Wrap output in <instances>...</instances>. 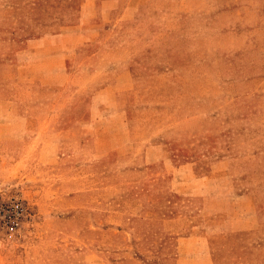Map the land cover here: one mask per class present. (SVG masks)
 I'll return each instance as SVG.
<instances>
[{
	"label": "rangeland",
	"instance_id": "rangeland-1",
	"mask_svg": "<svg viewBox=\"0 0 264 264\" xmlns=\"http://www.w3.org/2000/svg\"><path fill=\"white\" fill-rule=\"evenodd\" d=\"M145 2L148 4L141 13L145 20L131 26L139 30L142 24H148L150 37L141 42V37L130 36L129 25H122L120 32L124 35L120 38L103 36L97 40L107 44L119 39L127 46L132 44V51L126 46L119 52L105 53L108 60L132 54L143 62L136 64L133 86L120 93L117 100L129 109L131 117L112 118L111 114L102 120L101 111L93 107V117L101 120L96 126L107 133H117L118 141L123 138L119 130L122 131L125 142L131 141L132 147L126 157L113 154L116 162L107 171V178L111 173L115 177L107 180L103 190L92 188L95 192L81 193L77 198L88 206L92 213L89 219H97L100 208V216L104 213L102 219L107 224L164 215L196 221L205 226L214 264H242L235 257L241 258L243 253L248 256L245 264H264V0ZM83 3L84 0H0V200L22 198L29 212L16 236L6 238L0 232V264H63L53 259L56 252L50 251L54 250L49 242L51 232L39 228L34 201L39 192L51 189L73 171L59 153L64 148H56L55 144L87 136L80 129L59 131L60 124H50L48 117L18 116L11 99L18 93L33 91L18 85L17 71L4 64L31 61L34 40L78 26ZM89 13L88 10L86 14ZM97 41L84 56L87 64L96 60L90 53L97 49ZM166 48L193 58L211 51L213 64H164ZM23 49L25 53L18 56ZM83 71L77 72L66 86L42 85L39 98L86 89ZM59 103L39 102V112ZM50 126L58 130L51 131ZM207 139L212 141V153L200 158L193 182L185 186L198 192L177 194L166 190L145 201L138 214L130 213L135 203L130 205L126 188L131 180L144 176L140 156L145 145L164 144L163 149L170 146L175 154L188 157L193 156L194 144ZM162 152L156 148L150 156L157 157ZM160 170L155 164L154 176ZM76 199L69 201L63 215H80L76 207L70 206H76ZM255 224H259L257 229L249 232ZM133 231L141 238L133 249L144 255L146 232L140 227ZM126 237L124 231L108 229L109 253H115L114 248L128 251Z\"/></svg>",
	"mask_w": 264,
	"mask_h": 264
},
{
	"label": "crops",
	"instance_id": "crops-1",
	"mask_svg": "<svg viewBox=\"0 0 264 264\" xmlns=\"http://www.w3.org/2000/svg\"><path fill=\"white\" fill-rule=\"evenodd\" d=\"M145 1L84 0L78 26H68L60 32L46 34L34 40L35 46L30 49L31 61L19 60L15 64H4L17 71L15 77L18 79V85L29 87L30 91H33L27 94L18 93L11 99V105L18 116L48 117L50 124H60L59 131L80 129L79 132L87 136L81 140H64L55 144L56 148H64V151L59 153L65 156L73 171L70 176L61 178V181L51 189L39 192L34 201L39 228L51 232L49 242L53 243L54 250L51 248L50 251L56 252L53 259L63 264H214L209 247L210 238L205 236L206 232L203 229L205 226L196 221H182L178 217L164 215L146 217L139 222L107 224L102 219L104 213L100 216V208L97 219H89L92 213L87 210L88 206H84V200L77 198L81 193L95 192L92 188H97V192L103 190L102 188L107 186V180L115 177L111 173L107 178V171H111L115 166L116 159L113 154L126 157L132 147L131 141L125 142L126 138L124 139L122 131L119 130L123 138L118 141L117 133H107L105 128L96 126V122L101 120L93 117V107L101 111L102 120H106L109 115L111 117V114L112 118L114 115L131 117L129 109L120 106L117 100L120 93L128 91L133 86L136 64L143 62L134 58L132 54L108 60L105 53L119 52L120 48L127 45L118 41L119 39L111 43L109 41L107 44L97 40L103 36L120 38L124 35L120 32L122 25H129L130 36L141 37V42L144 41L143 38L150 37L152 33L148 24H142V29L139 30L131 26L137 20L140 22L145 20L141 14L148 4ZM88 10L90 13L86 14ZM96 41L99 43L97 49L90 53L96 60L92 64H87L84 62V56ZM127 50L132 51V44H128ZM20 52L18 56L23 55L25 49ZM163 57L164 64L195 62L213 64L214 55L209 51L193 58L182 51H170L166 48ZM84 69L87 71L84 72ZM80 70L83 71L82 78L87 90L81 89L76 94L58 93L47 98H39L41 97L38 93L39 87L55 84L66 86ZM46 101L61 103L51 104L47 112H39L41 111L38 107L39 102ZM106 110L111 113L108 114ZM54 128L50 126L49 130H58ZM160 145L161 147L145 145L140 156L145 165L144 176L131 180L126 188L130 205L132 201L135 203L133 209L131 207L132 214H138V211L143 209L145 201L166 190L177 194L198 192L185 186L189 185V181L193 182L198 161L212 153L213 144L210 139L194 144L193 156L188 157L183 156L184 154H175L170 146L163 149L164 144ZM156 148L163 150L162 154L157 157L150 156ZM155 164L161 168L156 172L158 176H154L155 173L152 171ZM76 165L77 167H74ZM73 199L77 200L76 206L74 204L70 206L76 207V212L80 215H63L68 211L69 201L72 202ZM84 214H88L89 217H85ZM258 225L255 224L248 231H254ZM136 227L146 232L147 253L144 255L133 249V245H137L141 240L133 231ZM108 229L124 231L127 234L125 246H129L128 251L114 248L117 249L115 253H109L110 250L106 247ZM157 244L159 246L155 248ZM247 257L243 253L241 258L235 257V260H241L242 264H245Z\"/></svg>",
	"mask_w": 264,
	"mask_h": 264
},
{
	"label": "built area",
	"instance_id": "built-area-1",
	"mask_svg": "<svg viewBox=\"0 0 264 264\" xmlns=\"http://www.w3.org/2000/svg\"><path fill=\"white\" fill-rule=\"evenodd\" d=\"M29 216L27 203L19 197L0 200V232L3 237L16 236Z\"/></svg>",
	"mask_w": 264,
	"mask_h": 264
}]
</instances>
